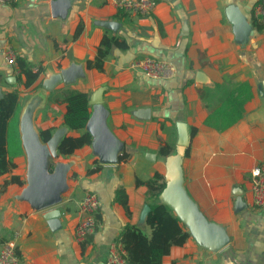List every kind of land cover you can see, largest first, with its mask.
I'll list each match as a JSON object with an SVG mask.
<instances>
[{
  "label": "crops",
  "instance_id": "obj_1",
  "mask_svg": "<svg viewBox=\"0 0 264 264\" xmlns=\"http://www.w3.org/2000/svg\"><path fill=\"white\" fill-rule=\"evenodd\" d=\"M258 1L158 0L149 15L121 16L112 0H68L67 6L53 0L0 4L1 96L18 86L17 79L13 81L17 74L3 54L8 48L26 57L35 69L43 67L36 83L19 86L22 107L42 88L44 78L79 65L82 76L56 87L69 86L91 96L105 86L108 124L131 153L128 160L114 164L99 162L91 144L71 156L59 154L76 162L68 173L64 200L55 206L61 210L62 223L56 230L45 218L48 209L35 210L28 201L17 199L26 185L27 158L24 151L15 157L12 173L0 175V234L18 233L21 264H104L110 244L118 242L126 226L136 225L150 234L143 215L148 188L136 180H147L156 170L164 173L165 157L158 154L159 147L165 143L176 147L180 130L190 137L182 162L185 188L209 220L226 228L230 241L211 251L190 236L173 246L161 264H264V209L253 205L250 183V170L264 156V29L258 31L254 24L262 23L254 14ZM231 6L235 10L229 15ZM235 15L244 16L240 28L231 20ZM103 21L117 22L118 29L101 25ZM79 23L82 32L72 39ZM105 28L123 36L129 46L114 48L104 71L88 68L86 60L94 58ZM244 34L248 38L241 43ZM146 55L174 63L175 76L151 78L132 65ZM200 71L205 82L198 80ZM242 81L249 82L253 91L242 118L225 130L206 125L223 89ZM216 83L223 89H216ZM202 91L207 92L205 97ZM49 93L34 119L40 131L54 128V132L66 124V104H48ZM192 126L197 127L193 136ZM68 134L80 132L70 129ZM148 154H155V159ZM13 173L22 177L23 185H5ZM121 186L128 195L129 213L115 199ZM89 190L98 193L102 204L97 228L84 244L74 239V227L79 201Z\"/></svg>",
  "mask_w": 264,
  "mask_h": 264
},
{
  "label": "trees",
  "instance_id": "obj_2",
  "mask_svg": "<svg viewBox=\"0 0 264 264\" xmlns=\"http://www.w3.org/2000/svg\"><path fill=\"white\" fill-rule=\"evenodd\" d=\"M119 16L124 14V10H119ZM258 31L264 29V23L254 21ZM83 24L79 23L72 36L76 39L82 32ZM127 40L120 34L114 33L111 28H105V32L98 44L94 58L86 60L88 68H95L104 71L106 61L111 56L114 48L127 49ZM14 69H18V86L7 91L0 96V175L12 173L16 167L15 157L22 154V144L19 131V113L22 107L20 100L19 86L26 88L38 81L43 71V67L34 68L26 57L16 55ZM41 85V83H40ZM216 89H223V84L216 83ZM222 100L215 106L205 118V124L217 130H225L238 122L243 114L247 101L252 98V86L247 81L236 82L231 88L223 89ZM207 92L202 91L201 96L205 97ZM90 94L85 91L71 88L69 86L55 87L50 91L48 104L65 103L64 114L65 123L73 130L80 132L78 135L67 134L60 142L59 151L63 156H71L77 148L85 144H91L92 136L85 129L87 121L92 113V105L89 103ZM54 128L41 130L42 138L47 140ZM197 127H191L192 136L196 133ZM175 150L174 143H165L159 147L158 154L166 157ZM188 150H186V154ZM185 154V155H186ZM131 153L124 150L119 161H126ZM9 183L24 184V180L19 174H11L6 179L5 185ZM136 183L147 185V202L150 210L146 216V222L150 225L151 232L146 234L136 225L126 226L118 241L122 243L125 250L123 254L128 264H161L165 255L169 254L172 247L184 244L191 236L190 232L181 224L180 218L173 209L166 203L159 200V194L165 186L164 173L156 170L147 180L137 179ZM116 201L122 203L127 212H130L128 195L124 186L116 189ZM99 213L96 214L97 222ZM94 234V233H93ZM91 234L86 241L91 240ZM85 244V242H84Z\"/></svg>",
  "mask_w": 264,
  "mask_h": 264
},
{
  "label": "water",
  "instance_id": "obj_3",
  "mask_svg": "<svg viewBox=\"0 0 264 264\" xmlns=\"http://www.w3.org/2000/svg\"><path fill=\"white\" fill-rule=\"evenodd\" d=\"M53 1L58 4L65 1L66 6L68 5V0ZM234 10L235 7L231 6L229 15ZM243 19L244 16L236 17L235 15L231 20L235 28H240L238 24ZM101 25L114 30L119 26L114 21H103ZM250 27H248L249 33L252 32ZM247 38L248 34H244L239 41L244 43ZM83 73L82 67L74 64L58 73L50 74L43 79L42 88L30 96L19 114L20 138L22 150L27 158V169L26 185L16 197L18 200L28 201L35 210L48 209L45 218L53 230L62 226L61 210L55 206L64 200V193L69 189L68 173L76 162L72 157L64 159L59 157L60 142L71 128L67 124L58 127L47 140H44L34 118L37 109L45 104L49 91L61 82L74 81ZM197 76L199 81H206L204 72H198ZM16 79L14 76L13 81L15 82ZM104 90L105 86H101L90 96L89 103L92 105V113L85 129L92 136L91 145L98 161L103 164H114L119 162L125 144L108 124L109 109L104 103ZM189 144L188 133L180 130L174 152L165 157V186L159 194V200L173 209L198 244L211 251H218L230 241L226 228L206 217L184 185L182 162ZM148 155L155 157V154ZM149 210L150 205L147 203L143 210L144 217L147 216Z\"/></svg>",
  "mask_w": 264,
  "mask_h": 264
},
{
  "label": "built area",
  "instance_id": "obj_4",
  "mask_svg": "<svg viewBox=\"0 0 264 264\" xmlns=\"http://www.w3.org/2000/svg\"><path fill=\"white\" fill-rule=\"evenodd\" d=\"M17 0H0L1 5H9ZM115 5L136 15H149L156 6L158 0H112ZM254 14L264 23V0L258 1L254 6ZM6 60L13 67L16 64L15 52L8 48L3 51ZM145 75L155 79H170L176 74V65L169 60L146 55L132 63ZM16 74L18 69H14ZM250 183L252 203L257 208L264 209V156L250 170ZM102 204L97 192L86 191L79 201V216L74 227V239L79 243L86 242L97 228L96 214ZM18 233L12 237L0 234V264H21L20 255L17 251ZM125 250L120 242L113 241L109 247V253L104 264H128L123 254Z\"/></svg>",
  "mask_w": 264,
  "mask_h": 264
}]
</instances>
